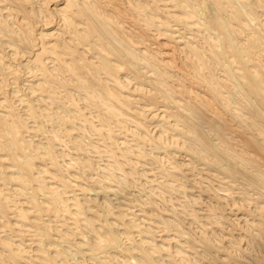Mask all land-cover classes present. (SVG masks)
<instances>
[{"label": "bare ground", "instance_id": "6f19581e", "mask_svg": "<svg viewBox=\"0 0 264 264\" xmlns=\"http://www.w3.org/2000/svg\"><path fill=\"white\" fill-rule=\"evenodd\" d=\"M0 264H264V0H0Z\"/></svg>", "mask_w": 264, "mask_h": 264}]
</instances>
